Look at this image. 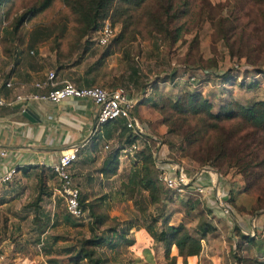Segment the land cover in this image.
<instances>
[{
    "label": "rangeland",
    "instance_id": "1",
    "mask_svg": "<svg viewBox=\"0 0 264 264\" xmlns=\"http://www.w3.org/2000/svg\"><path fill=\"white\" fill-rule=\"evenodd\" d=\"M39 1L0 0L3 57L21 58L29 51L35 56L41 53L47 68L65 73V79L74 85L88 80L94 87L123 88L137 101L135 108L144 106L152 118L140 121L136 111H130L145 133L154 139L145 143L150 155L154 150L161 161L162 152L163 161L173 163L171 166L182 168L190 176L196 169H210L217 177L213 172L208 173L212 181L202 186L205 190L201 196L189 193L190 190L181 194L167 190L158 180L154 163L146 164L145 170V163L136 153L122 155L127 145L126 135L119 125L111 123L116 135L109 136L108 132L105 137L112 139V143L107 150L102 149L100 169L90 170L79 180L83 219H72L55 193L53 211L59 218H53L49 234L45 233L46 226L42 234L34 237L27 234L20 239L22 246L17 248L20 258L32 264H44L47 260L52 264H88L73 260L80 241L90 235L89 226L94 217L99 216L104 222L95 227V235L102 234L107 241L95 248V258L100 264H135L137 251L134 245L126 244L132 242L129 237L132 228L151 224L156 231L182 224L194 235L200 223L213 225L216 211L233 210L227 197H232L228 194L231 185L235 189L236 205L240 204V196L245 199L246 209L264 211V133L246 127L239 118L222 120L208 130L199 118L178 115L171 109L173 102L188 93H198L206 100L213 115L235 113L240 107L264 100V2L187 0V15L170 27L183 25L180 40L171 43L168 35L156 33L150 22L159 0H146L141 7L130 11L132 19L120 40L123 26L112 22L110 10L101 25L110 27L112 39L107 46L97 47L92 40L95 32L79 37L77 16L63 0H52L44 10L30 16L27 10ZM180 2L173 0L178 7ZM23 15V22L17 23ZM166 116L172 118L173 126L164 122ZM179 125L182 130L176 133ZM193 130L208 131L206 136L193 139L189 134ZM101 142L97 138L96 146ZM116 149L119 153L115 174L101 173L99 180L98 174L108 166L107 161ZM49 178L54 189H58L54 175ZM141 179L153 183L154 202L149 201V191L141 189ZM51 208L50 201L44 199L37 212ZM1 220L0 217V223ZM40 220L49 224L44 216ZM110 228L124 231L125 241L107 232ZM150 246L154 256L149 264H166L162 250L154 246L152 239Z\"/></svg>",
    "mask_w": 264,
    "mask_h": 264
},
{
    "label": "crops",
    "instance_id": "2",
    "mask_svg": "<svg viewBox=\"0 0 264 264\" xmlns=\"http://www.w3.org/2000/svg\"><path fill=\"white\" fill-rule=\"evenodd\" d=\"M40 57H43L41 53L35 56L32 51L21 58L3 57L0 53V97L6 102L0 107V153L5 154L0 156V179L6 172L14 170L10 181L0 183V264H32L18 254L17 248L22 246L20 239L26 238L27 234L34 237L37 225L47 226L45 233L49 234L53 218H59L54 216L53 211L57 189H54V183L49 178L50 166L57 158L74 147L78 149L76 160L69 170L72 182L77 187L86 173L100 169L101 154L112 143V139L105 138L108 132L109 136L116 135L110 127L111 123L95 131L97 109L88 99L70 98L57 104L15 102L17 96L44 93V90L34 86L44 82L53 70L47 68L45 60ZM53 72L57 82L66 80L65 73ZM86 81L73 85L77 88L90 87ZM133 110L140 121L152 119L144 106ZM97 138L102 140L100 146H96ZM160 153L162 159L158 160L159 166L167 170L173 163L163 161V153ZM204 171L196 169L191 176L183 172L193 185L204 186L209 180L212 181L207 170ZM40 174L50 192L49 197L42 198V201L49 200L52 208L38 213L23 207L37 196ZM92 177L96 179V175ZM98 179L101 180L100 173ZM77 188L81 189V185ZM213 192H216L215 186ZM42 216L49 219L48 225L40 220ZM35 217L37 223L33 221ZM212 223L217 235H207L201 241L197 256L188 257L184 263L177 259V264H245L247 260L264 263V212L249 216L222 208L216 211ZM129 235L134 249L142 252L140 260L150 263L154 255L150 249L149 234L143 226H138L132 228ZM240 235L254 238V245L240 240ZM45 262L52 264L48 260Z\"/></svg>",
    "mask_w": 264,
    "mask_h": 264
},
{
    "label": "trees",
    "instance_id": "3",
    "mask_svg": "<svg viewBox=\"0 0 264 264\" xmlns=\"http://www.w3.org/2000/svg\"><path fill=\"white\" fill-rule=\"evenodd\" d=\"M52 0H40L36 5L31 6L27 11L30 13V16H34L35 13L44 10L46 7L50 5ZM64 3L69 7L74 15L77 16V22L80 26L79 37L83 38L88 33L96 32L101 25V21L107 18L109 11L112 12V22L120 23L123 26L121 29L120 38L124 37L126 33V29L128 27L129 21L132 19L130 15L131 10L138 9L141 7L146 0H63ZM253 2L260 4L263 3L264 0H253ZM180 7L175 6L173 0H166L165 5L163 4V0H159L154 9L153 15H151V21L153 24L154 31L158 34L168 35L171 43H176L180 40V33L183 31V25H178L175 28H170L174 21L183 18L188 13V2L187 0H181ZM163 18V20H162ZM24 15L18 19V22H23ZM224 77H227L225 75ZM226 79V78H225ZM90 86V83H88ZM91 87V86H90ZM171 109L175 114L178 115H187L190 117L199 118L202 122L206 123L205 127L210 130L214 125H217L222 120H232L234 118H239L242 121V124L246 125V127L260 131L264 133V100L257 101L252 103L247 107H240L239 111L235 113H228L226 115L216 114L213 115L211 111L210 104L201 98L198 93H188L182 95L178 100L171 104ZM166 124L170 126L174 125L172 118L170 116L165 117ZM116 125H119L122 133L126 135L125 142L126 144L134 143L136 138L131 135L130 131L125 128L124 121L122 119L116 120L112 122ZM182 130V126L179 125L175 132L178 133ZM190 131L191 138H202L206 136L207 131ZM193 141H189L191 143ZM119 153V149H116L107 161V167L105 169H101L100 174H104V176H110L115 174V170L117 167V156ZM150 153V152H149ZM148 153V149L144 143L143 149L136 152L137 158H140L145 165H143L144 169L147 170L148 166L146 164L153 165L154 160L151 155ZM205 160L207 158L205 157ZM209 168V167H208ZM136 174H134L135 176ZM220 176V175H219ZM47 178V177H46ZM134 182V178L131 180ZM135 184V183H134ZM139 184L142 190H148L149 201L154 202V198H152L153 191L155 188L153 187V183L150 180H139ZM229 187L228 194L232 197H228L230 199L232 209L241 214H246L252 216L256 211H251L250 209H246L245 199L238 196L240 204L234 202V188ZM50 192L47 190L46 186H44L42 182V174L38 176V192L37 196L32 200L31 203L24 206V209H31L36 212L39 209V204L42 202V198H48ZM80 195V193H79ZM79 202V198H78ZM234 202V203H233ZM79 205L80 202H79ZM88 210L90 211V216H92V208L89 205ZM264 212V211H257ZM33 221L37 223L38 219L35 217ZM104 219L95 216L93 222L89 226V237L87 239H83L80 241L79 246L75 252V257L73 262L86 261L88 264H100V262L95 258L96 252L95 248L100 247L107 240L105 237L101 235H95V227H99L103 224ZM143 226V225H142ZM45 226L37 225L36 235H40L43 233V229ZM132 228L128 227L127 232ZM146 232L149 234V237L152 239L154 246L158 248V250H162L163 258L167 262L166 264H177V259H181L182 263L188 257L197 256L201 250V241L204 240L205 236L209 233L215 231L213 225H210L206 222L200 223L198 225L197 230L194 231V235H191L184 225L179 224L177 226H166L160 230H154V226L151 224H147L143 226ZM107 232H110L112 235L117 236V240L125 241L126 233L124 231L119 232L116 228L106 229ZM240 240L243 242L254 245V238H250L248 236L240 235ZM127 246H133V242H127ZM137 251L135 253L138 254L136 258L135 264H149L148 261L144 262L141 259V251L134 249ZM146 251V250H145ZM144 251V252H145ZM69 250L66 251V254ZM102 262V261H101ZM245 264H264L258 263L255 261L247 260ZM103 264V263H102Z\"/></svg>",
    "mask_w": 264,
    "mask_h": 264
},
{
    "label": "built area",
    "instance_id": "4",
    "mask_svg": "<svg viewBox=\"0 0 264 264\" xmlns=\"http://www.w3.org/2000/svg\"><path fill=\"white\" fill-rule=\"evenodd\" d=\"M113 33L108 25H103L95 32L93 37L94 45L97 47L107 46ZM37 89L44 90L43 94H26L24 96L15 97V102L27 103L33 101L48 102L57 104L66 99H88L96 107L95 131L102 126L122 119L125 128L130 131L131 135L136 138V141L127 144L126 148L121 151L122 155H132L144 146V143L154 141L148 134L145 133L139 122L132 117L130 111L136 106L135 98L129 96L128 92L123 88L106 89L101 87L77 88L67 80L57 82L55 73L49 72L44 82L35 84ZM6 102L0 97V107H3ZM107 148L106 146L104 147ZM153 150V149H152ZM78 149L76 147L61 154L57 160L50 166V173L56 178L59 188L56 190L58 196L62 199L65 212L74 220H82L83 212L78 202L79 190L72 182L70 176V167L75 162ZM2 152L0 156H4ZM154 164L159 172L158 180L162 185L171 191L183 193L190 190L191 193L197 195L204 194V188L200 185H193V182L187 178L182 168L178 166H170L167 170L160 168L157 158V153L151 151ZM207 172H213L207 169ZM210 174V173H209ZM14 175V170L6 172L0 179V183L10 181ZM215 177L217 175L215 174ZM217 182V181H216ZM212 183V182H211ZM213 185V184H212Z\"/></svg>",
    "mask_w": 264,
    "mask_h": 264
},
{
    "label": "water",
    "instance_id": "5",
    "mask_svg": "<svg viewBox=\"0 0 264 264\" xmlns=\"http://www.w3.org/2000/svg\"><path fill=\"white\" fill-rule=\"evenodd\" d=\"M26 116V115H25ZM212 171V170H211ZM214 172V174H216V172L215 171H213Z\"/></svg>",
    "mask_w": 264,
    "mask_h": 264
},
{
    "label": "bare ground",
    "instance_id": "6",
    "mask_svg": "<svg viewBox=\"0 0 264 264\" xmlns=\"http://www.w3.org/2000/svg\"><path fill=\"white\" fill-rule=\"evenodd\" d=\"M211 173V172H210ZM214 173V172H213Z\"/></svg>",
    "mask_w": 264,
    "mask_h": 264
}]
</instances>
